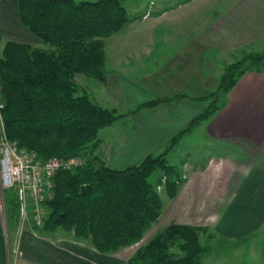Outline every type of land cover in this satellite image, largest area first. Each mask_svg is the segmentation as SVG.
<instances>
[{"label": "crops", "instance_id": "1", "mask_svg": "<svg viewBox=\"0 0 264 264\" xmlns=\"http://www.w3.org/2000/svg\"><path fill=\"white\" fill-rule=\"evenodd\" d=\"M121 1L130 19L104 38L106 80L76 73L78 92L86 91L98 105L118 113L156 97L186 96L127 114L98 130L101 156L117 170L159 153L202 111L205 103L193 97L208 95L217 86L220 70L215 63L221 55L254 51L264 44V0ZM0 35L2 44L12 40L46 47L21 23L16 0L0 2ZM219 104L167 153L170 164L176 154H184L177 161L183 179L174 196L161 194L160 216L145 233L158 227L145 241L171 223L215 233L245 220L264 223V69L245 72ZM196 130L197 145L206 152L201 162L191 163L188 136ZM55 232H19L17 255L3 245L6 264H102V254L125 258L126 264L138 248L125 255L122 250L133 244L101 253L87 239Z\"/></svg>", "mask_w": 264, "mask_h": 264}, {"label": "trees", "instance_id": "2", "mask_svg": "<svg viewBox=\"0 0 264 264\" xmlns=\"http://www.w3.org/2000/svg\"><path fill=\"white\" fill-rule=\"evenodd\" d=\"M16 1L21 23L46 47L12 40L2 44L0 35L3 130L44 159L86 156L80 166L55 175L53 196L44 202L47 214L39 228L43 232L62 228L78 239L89 240L101 253L132 245L160 216L162 199L156 185H163L172 197L183 179L181 169L168 163L167 153L184 133L219 109L220 95L245 72L264 69V50L245 52L225 66L213 91L193 97L204 102V108L159 153L117 170L107 166L101 156L98 130L127 114L186 95L156 97L118 113L98 105L86 91L78 92L76 73L106 80L104 38L130 19L121 0ZM157 171L161 173L151 180ZM82 185L91 189L81 193ZM3 191L8 195L11 190ZM8 204V216L13 220L17 207L12 195ZM207 231V227L171 223L138 247L126 264H202L209 246L201 242L200 233ZM3 245L0 226V264H6Z\"/></svg>", "mask_w": 264, "mask_h": 264}, {"label": "rangeland", "instance_id": "3", "mask_svg": "<svg viewBox=\"0 0 264 264\" xmlns=\"http://www.w3.org/2000/svg\"><path fill=\"white\" fill-rule=\"evenodd\" d=\"M260 50H264V44L256 48V50L254 51H260ZM245 52H250V51H244L242 53H236L233 55H226V56L221 55L219 57L220 59H218L215 63V68H217V71L219 72L220 70L219 74L221 75L225 66H227L229 63L236 61V59L241 57ZM212 66H213L212 64L210 63L208 64V67H212ZM219 77H218V80H219ZM215 88L216 87H214V89ZM214 89H212V91ZM223 96L224 94L220 95L219 102L222 100ZM0 126H1V123H0ZM197 131L198 130H196L194 133L188 136L190 137V140L192 141V146H191L192 149L187 154V158L189 162L191 163H195L198 161L201 162L206 152L204 147H202L201 145L200 146L197 145L199 144V140L197 137L198 136ZM194 139H195V143L193 145ZM183 145L185 146V144ZM176 155H177L175 157L176 162H174V165L178 166L181 169V167L179 166V162L177 161L184 154L180 152V154H176ZM174 160L175 159H173V161ZM160 173L161 172L159 171L155 172L152 175L151 180H154L155 177H157V175H159ZM156 190L160 193L161 199L164 202L162 195H164L165 189L163 185L161 186L156 185ZM11 195L14 197V201L17 207V203L15 200V192L11 190L9 191V194L7 195L6 192L0 188V226L2 229V234L4 237L6 248L10 249L11 255H17L18 248H17L16 242H17L18 233L21 231H26V230L30 231L31 233L33 232L31 230L32 225L30 221L25 222V224L23 225H19V218H18L17 210H16L15 218L13 220L9 218L7 207L9 206L8 201ZM27 201L29 202L30 198H28ZM233 226L234 227L228 229L225 232L223 231L222 233H219V232L215 233L212 231L210 232L209 229L204 234L200 233L201 242L203 244L206 243L209 246V249L202 256V264H264V223L247 224V221L245 220L244 222L234 224ZM157 227L158 225H154L149 230V232H146V233L144 232L141 240L133 244L130 248L123 249L122 253L125 255L128 252L132 251L133 249L140 247L141 245L146 243L148 241V240L145 241L146 237H148L150 233H152ZM246 227L247 228L251 227L249 233L247 232ZM34 231L38 235L44 234V232L40 228H37V229L35 228ZM55 231L63 232V229L57 228ZM57 232H55V235ZM207 233H211V236L208 237ZM252 233H255V234H252ZM260 244L262 245V248L260 247ZM259 249L261 250V253H262L261 255L258 254ZM252 251L254 252L251 255ZM249 252H250V255H249ZM119 254H116V255L120 256ZM111 258L112 260L108 261V259H111ZM102 264H125V258L117 257L112 254L111 255L102 254Z\"/></svg>", "mask_w": 264, "mask_h": 264}, {"label": "built area", "instance_id": "4", "mask_svg": "<svg viewBox=\"0 0 264 264\" xmlns=\"http://www.w3.org/2000/svg\"><path fill=\"white\" fill-rule=\"evenodd\" d=\"M2 107L0 102V109ZM0 123V188L15 192L19 225L30 221L31 230L35 233V228H39L46 217L44 202L53 196L55 175L60 170H72L80 166L86 156L53 155L41 158L35 150L21 146L16 139L7 137L1 114Z\"/></svg>", "mask_w": 264, "mask_h": 264}, {"label": "water", "instance_id": "5", "mask_svg": "<svg viewBox=\"0 0 264 264\" xmlns=\"http://www.w3.org/2000/svg\"><path fill=\"white\" fill-rule=\"evenodd\" d=\"M90 189H91V186L90 185H82L80 187V192L81 193H87Z\"/></svg>", "mask_w": 264, "mask_h": 264}]
</instances>
